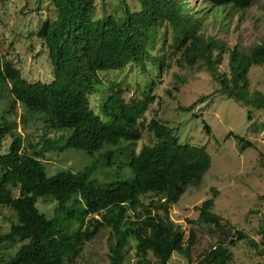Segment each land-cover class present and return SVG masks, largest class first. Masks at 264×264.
Segmentation results:
<instances>
[{"label":"trees","instance_id":"1","mask_svg":"<svg viewBox=\"0 0 264 264\" xmlns=\"http://www.w3.org/2000/svg\"><path fill=\"white\" fill-rule=\"evenodd\" d=\"M96 1L52 0L55 19L43 22L35 33L48 51L53 72L49 83L27 82L0 56V100L6 91L26 114L40 115L49 130L66 134L59 138L60 144L44 140L42 149L80 150L92 159L78 172L63 170L47 176L44 150L32 147L30 153L22 152L21 136L9 119L14 106L0 108V216L2 208H9L16 217V223L0 234V246L21 243L2 264H71L104 228L109 229L107 264H125L131 250L134 264H168L174 253L192 261L195 231L190 229L185 235L170 220L169 210L189 187L202 183L211 166L205 147L180 144L176 129L151 119L146 130L155 143L136 153L134 146L141 139L139 120L155 97L149 93L126 102L115 88L101 104V117L91 110L88 99L102 85L99 73L122 71L131 63L144 71L155 32L164 24L173 30L172 46L184 66L203 62L218 85L217 94L264 111V96L250 92L248 78L252 66L264 68V41L242 51L204 37L199 34L198 19L182 13L180 0H136L139 10L126 8L122 21L113 16L95 20ZM202 1L213 8L244 10L255 0ZM224 55L228 72L220 74ZM197 103L178 109L190 112ZM203 129L210 133L207 124ZM6 136L12 141L4 151ZM234 139L250 145L239 136ZM102 151L100 158L111 167L122 163L127 176L116 173L98 180L95 155ZM210 194L197 209L196 221L225 237L223 219L213 212L218 192L212 188ZM149 195L152 199L145 203L142 198ZM40 199L55 203L52 217L37 209ZM257 233L264 236V221ZM239 241H246L264 259V250L256 242L235 231L226 244L223 239L224 243L212 246L196 264H230L233 254L226 246Z\"/></svg>","mask_w":264,"mask_h":264},{"label":"rangeland","instance_id":"2","mask_svg":"<svg viewBox=\"0 0 264 264\" xmlns=\"http://www.w3.org/2000/svg\"><path fill=\"white\" fill-rule=\"evenodd\" d=\"M180 1L183 4L182 13L198 19L201 25L199 34L204 37L242 51L264 41V0H255L244 10L213 8L202 0ZM126 8L130 12L138 11L139 5L136 0H97L94 19L113 16L122 21ZM55 17L52 0H0V56L11 62L29 83H49L53 79L47 48L35 33L43 22L52 21ZM173 37V30L167 24L156 30L144 71L131 63L122 71L99 73L102 85L95 87L88 96L90 108L101 117V104L115 88L121 91L126 102L142 99L150 93L155 100L139 120L141 139L134 146L135 152H139L142 146L155 143L146 125L151 119H156L176 129L180 144L204 146L210 156L211 166L202 183L198 187H189L169 210L170 220L185 235L190 229L195 231L192 261L187 262L183 256L174 253L168 264H196L212 246L222 243L223 239L226 244L235 231L243 232L257 243L259 250H264V236L257 233L264 221V111L217 94L218 85L203 67V62L192 68L184 66L172 46ZM218 72L227 74V55L223 56ZM248 78L250 92H259L264 96V68L252 66ZM195 102L198 103L190 112L178 109ZM10 106L14 109L9 119L15 123L14 130L21 136L22 152L30 153L32 147L44 150L42 163L47 176L63 170L78 172L90 164L92 159L80 150L57 152L42 149L44 140L51 139L60 144L59 138L66 134L49 130L42 116L26 114L19 103L13 104L12 97L5 91L0 108L7 110ZM204 123L210 129L209 134L203 129ZM234 135L250 145L239 144ZM11 141L10 136H6L4 151ZM103 152L95 155L98 160L95 177L102 181L114 177L116 173L127 176L128 170L122 163L118 162L113 167L107 165L100 158ZM118 166L122 170H117ZM212 188L218 192L213 212L223 219L225 237L218 231L214 232L213 227L196 221L197 209L210 198ZM150 199L151 195L142 198L145 203ZM36 207L46 217H52L55 203L40 199ZM12 223H16L14 213L9 208H2L0 234L7 232ZM108 234V228L102 229L84 245L79 257L71 264H107ZM20 244L1 245L0 264L12 256ZM226 247L233 254L230 264H264V259L246 241ZM148 258L154 261L152 255ZM125 264H134L132 250L128 252Z\"/></svg>","mask_w":264,"mask_h":264}]
</instances>
